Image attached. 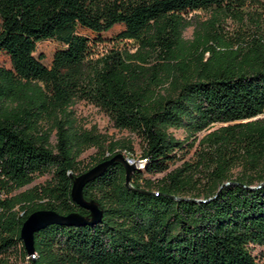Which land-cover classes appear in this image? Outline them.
<instances>
[{
	"label": "trees",
	"instance_id": "16d2710c",
	"mask_svg": "<svg viewBox=\"0 0 264 264\" xmlns=\"http://www.w3.org/2000/svg\"><path fill=\"white\" fill-rule=\"evenodd\" d=\"M248 1L0 0V53L9 59L0 64V264H13L4 255L18 246L25 257L20 228L30 212L88 214L70 195L84 149L97 148L91 165L131 149L83 127L80 99L138 137L143 164L130 174L134 188L119 161L86 182L101 218L35 231L29 264H264L250 250L264 245V116L256 117L264 42L232 47L207 31L181 34L189 11L242 16ZM115 24L135 48L92 55L79 28L99 35ZM49 38L62 46L46 65L34 51ZM212 123L220 124L208 130ZM195 140V158L169 167Z\"/></svg>",
	"mask_w": 264,
	"mask_h": 264
},
{
	"label": "rangeland",
	"instance_id": "374dc122",
	"mask_svg": "<svg viewBox=\"0 0 264 264\" xmlns=\"http://www.w3.org/2000/svg\"><path fill=\"white\" fill-rule=\"evenodd\" d=\"M207 10L196 9L189 11L186 18L189 19V23L182 30V37L184 39H191L196 32H210L212 37L227 42L230 46L235 47L239 44L246 46L257 38L264 42V8L261 0H250L247 2L242 16H207ZM122 28L121 24H115L110 29L102 31L97 35L96 33L80 27L79 31L87 34L90 37V51L91 54L96 56L102 54L110 49L118 50H133L136 46L134 39L118 38L116 33ZM62 46L60 42L55 39H44L36 43L35 55L39 52L43 53L41 61L46 65H49L53 51ZM207 52H204L205 56ZM0 64L9 66V59L5 53H0ZM73 108L75 114L79 120V123L86 128H92L97 132L105 134L109 139L116 140L119 145L116 149L123 147V144L129 143L130 150L121 149L118 152L123 154H129L132 158L138 159L141 149V143L138 137L127 129H120L114 126L109 116L101 110L99 107L84 99L78 100ZM264 112L256 115V117H263ZM220 123H212L209 129H212ZM174 136L178 138L184 137V132L180 128H169ZM205 130H201L195 133L197 137L201 136ZM51 140L54 141L52 135ZM191 140V138L189 139ZM195 140L191 147L182 152L181 157L176 160L169 167L179 165L182 161H192L195 158ZM99 155L97 148L94 146L87 147L79 155L80 168L88 169L91 167L94 160ZM91 165V166H90ZM142 166V165H141ZM137 167L140 165L137 164ZM84 169L83 171H85ZM163 172H156L154 174L143 173L144 177L155 179L160 177ZM50 177V174L45 173L37 175L32 182L23 186L25 188L35 183H42ZM251 253L254 254L256 259H264V245L253 244L250 246ZM29 254L26 252L25 257L19 253V246L16 247L10 254L4 255L7 260L13 264H29ZM0 257H3L0 254Z\"/></svg>",
	"mask_w": 264,
	"mask_h": 264
},
{
	"label": "water",
	"instance_id": "95a60500",
	"mask_svg": "<svg viewBox=\"0 0 264 264\" xmlns=\"http://www.w3.org/2000/svg\"><path fill=\"white\" fill-rule=\"evenodd\" d=\"M264 112V110H263ZM119 161L123 164L125 170V179L124 183L129 188H134L130 183V174L132 171L137 168V159L133 158L128 161L125 155L122 152H117L110 156L109 158L103 159L91 167L82 171L78 174L72 176V184L70 188V195L74 202L80 206L88 209V214H81L76 211H70L66 214L59 213L56 210L39 208L28 214V216L23 221L20 228V237L23 241L26 252L30 256L35 255L34 247V232L39 230L50 223H59V224H91L97 222L101 218L102 209L99 206V203L91 198H85L83 194V187L86 182L95 178L97 175L102 173V171L112 162ZM228 183V181H223L219 186ZM259 185V184H257ZM255 185V186H257ZM175 197V196H174ZM207 199V198H206ZM192 200H203L195 199Z\"/></svg>",
	"mask_w": 264,
	"mask_h": 264
},
{
	"label": "built area",
	"instance_id": "2783aa9c",
	"mask_svg": "<svg viewBox=\"0 0 264 264\" xmlns=\"http://www.w3.org/2000/svg\"><path fill=\"white\" fill-rule=\"evenodd\" d=\"M124 155L128 161L133 159L129 154H124ZM136 164L141 166L143 164V158H138Z\"/></svg>",
	"mask_w": 264,
	"mask_h": 264
}]
</instances>
